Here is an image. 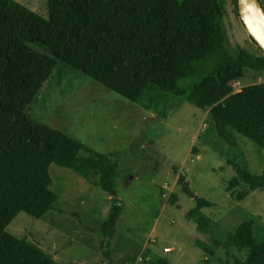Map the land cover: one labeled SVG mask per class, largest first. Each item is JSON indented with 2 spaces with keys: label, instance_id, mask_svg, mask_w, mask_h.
Returning <instances> with one entry per match:
<instances>
[{
  "label": "trees",
  "instance_id": "trees-1",
  "mask_svg": "<svg viewBox=\"0 0 264 264\" xmlns=\"http://www.w3.org/2000/svg\"><path fill=\"white\" fill-rule=\"evenodd\" d=\"M230 2L238 14L237 0ZM260 2L264 7V0ZM224 4L225 0H47L48 14L42 17L14 0H0V264H59L37 244L9 232L19 213L41 218L54 210L59 196L51 188L53 164L93 181L113 197L111 214L101 225L107 235L115 232L121 212L114 185L119 164L113 154L98 152L28 114L58 65L132 102H142L154 91L181 98L207 112L217 136L232 148L238 149L241 134L264 151V81L245 84L239 91L235 87L248 72L264 73V54L241 46L228 52ZM202 73L198 81L188 80ZM142 151L148 164L155 150ZM191 152L197 156L198 148L194 145ZM158 161L153 162L155 170ZM228 163L236 175L227 191L237 202L264 190V169L252 173L244 158ZM178 185L188 198L195 196L184 174ZM177 198L173 193L168 202L174 205ZM194 200L186 216L195 220L199 232L208 233L211 223L202 209L212 203L203 197ZM194 244L211 258L224 242L195 239ZM225 246L245 253V260L237 264H264V230L255 232L251 219L228 235ZM150 263L171 264L166 258Z\"/></svg>",
  "mask_w": 264,
  "mask_h": 264
},
{
  "label": "rangeland",
  "instance_id": "rangeland-1",
  "mask_svg": "<svg viewBox=\"0 0 264 264\" xmlns=\"http://www.w3.org/2000/svg\"><path fill=\"white\" fill-rule=\"evenodd\" d=\"M14 1L47 17V0ZM224 8L228 52L233 54L241 46L261 54L230 0H225ZM201 75L188 80L198 81ZM263 81L264 73L248 72L243 82L235 84L236 91ZM154 92L142 102H132L92 78L58 65L28 114L98 152L113 154L119 164L114 185L121 212L115 232L107 235L101 225L111 214L113 197L93 181L53 164L51 188L59 196L54 210L41 218L19 213L9 232L37 244L59 264H144L143 258L148 264L157 258H166L171 264L242 263L245 253L225 246L228 235L247 219L253 221L255 232H263L264 190L250 192L237 202L233 192L227 191L228 181L236 175L228 162L244 158L252 173H262L264 151L241 134H237L238 149L232 148L217 136L207 112L166 92ZM194 145L197 156L191 152ZM147 147L155 152L145 164L142 150ZM155 160L161 162L158 170ZM180 174L194 190L193 198L181 191ZM173 193L178 198L171 205L168 199ZM197 197L212 203L202 209L211 223L204 234L186 216ZM214 238L225 245L216 246L211 258L194 244L195 239L211 243Z\"/></svg>",
  "mask_w": 264,
  "mask_h": 264
},
{
  "label": "clouds",
  "instance_id": "clouds-1",
  "mask_svg": "<svg viewBox=\"0 0 264 264\" xmlns=\"http://www.w3.org/2000/svg\"><path fill=\"white\" fill-rule=\"evenodd\" d=\"M242 19L249 33L264 47V11L256 7V0H243Z\"/></svg>",
  "mask_w": 264,
  "mask_h": 264
},
{
  "label": "water",
  "instance_id": "water-1",
  "mask_svg": "<svg viewBox=\"0 0 264 264\" xmlns=\"http://www.w3.org/2000/svg\"><path fill=\"white\" fill-rule=\"evenodd\" d=\"M248 2H251V0H248ZM256 7L260 8L261 11H264V7H263L262 3L260 2V0H256ZM237 8H238L239 17H240L245 29L247 30L249 36L251 37V39L254 40V42L257 44V46L261 49L262 53L264 54V47H261L260 44L255 40V38L252 37V35L249 33L247 27L245 26V24L243 22V19H242V9L244 8L243 0H237Z\"/></svg>",
  "mask_w": 264,
  "mask_h": 264
}]
</instances>
